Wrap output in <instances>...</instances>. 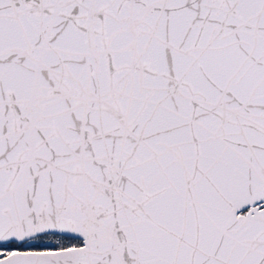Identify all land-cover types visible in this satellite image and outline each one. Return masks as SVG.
Segmentation results:
<instances>
[{"label":"snow or ice","instance_id":"1","mask_svg":"<svg viewBox=\"0 0 264 264\" xmlns=\"http://www.w3.org/2000/svg\"><path fill=\"white\" fill-rule=\"evenodd\" d=\"M0 264H264V0H0Z\"/></svg>","mask_w":264,"mask_h":264}]
</instances>
